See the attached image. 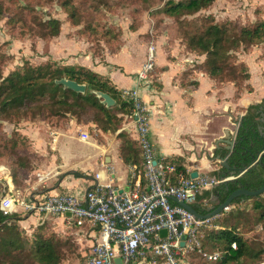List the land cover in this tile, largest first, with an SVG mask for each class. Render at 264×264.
I'll list each match as a JSON object with an SVG mask.
<instances>
[{
    "label": "trees",
    "instance_id": "1",
    "mask_svg": "<svg viewBox=\"0 0 264 264\" xmlns=\"http://www.w3.org/2000/svg\"><path fill=\"white\" fill-rule=\"evenodd\" d=\"M8 1L11 14L6 20L7 24L17 25L22 31L33 33L31 35L41 39L57 36L61 22L48 12L41 15L35 8L38 5L52 4L55 1L66 13L71 25L78 26L82 23L80 7L85 0H76L79 6L74 0H23L24 4H20L19 0ZM213 1L166 0L160 11L175 19L178 24L177 32L186 48L204 55L200 68L220 81H231L236 92L242 88L250 90L251 86L247 81L250 77L248 67L236 60L230 62L229 54H233L238 48L246 51L257 44L264 48V19L256 18L236 30L230 21H215L210 14L195 15L209 7ZM108 2L109 0H96L93 6H107ZM5 8L0 0V13ZM87 27L90 26H81L89 29ZM3 66L4 59L0 56V156L14 155L13 164L18 167L27 168L30 165L29 160L18 151L28 137L21 135L16 128H12L8 135L4 134L3 122L14 123L41 116H68V120H74L76 125L114 133L125 121L123 115L129 113V102L120 97L119 91L109 80L82 65L59 64L55 61L32 65L25 61L6 75L2 73ZM62 77L86 84L85 93H78L55 83L56 79ZM90 90L108 93L115 103L106 107ZM246 110L239 120L231 151L222 148L214 152L218 159L226 157L230 169L227 170L220 164L211 174L218 178H232L197 195L190 205L199 213L209 212L239 187L254 190L264 183V136L260 129L264 123L259 120L264 116V99L249 105ZM116 137L119 157L125 164L137 167L144 185L142 152L136 138H132L124 129L118 131ZM163 163H170L175 167L174 171L168 173L171 183L178 172L185 170L181 161L174 158H164ZM239 168L245 170L240 172ZM71 173L80 175L77 171ZM15 174V170L11 171L14 180ZM263 194L264 191L255 196L235 197L228 205V210L223 209L210 218L208 221H211L212 226L202 228L200 233V249L206 252L218 250L222 254L215 261L208 262L204 260L201 251L195 249L187 254L189 263L256 264L261 261L264 256ZM170 203L175 204L172 200ZM24 215L25 213L16 211L3 215L0 211V264H62L70 238H63L54 230H47L44 221L27 234L20 223ZM257 228L261 231L260 238L263 240L256 241L257 237L247 236ZM232 243H235V248L231 247ZM194 257H201L204 261H194Z\"/></svg>",
    "mask_w": 264,
    "mask_h": 264
},
{
    "label": "crops",
    "instance_id": "2",
    "mask_svg": "<svg viewBox=\"0 0 264 264\" xmlns=\"http://www.w3.org/2000/svg\"><path fill=\"white\" fill-rule=\"evenodd\" d=\"M219 1L214 0L206 10V14L212 15L218 22L227 19L216 18L221 14L217 11L220 7H224L226 0ZM254 1L259 8L253 10V18L249 22L256 18L264 19V0ZM227 11L222 13H228ZM243 11L241 8L233 7L231 13L237 15ZM148 42L149 40L142 42L134 38L123 43L116 51L103 53L101 57L88 53L82 57H73L65 64L82 65L102 75L116 90L134 87L137 83V70L145 60ZM153 42L155 50L157 48L158 51L154 59L151 80L140 86L139 90L142 99L149 106V137L156 153L162 162L164 158L181 161L186 174L196 171V176H215L211 172L219 168L214 163L220 161L214 155L215 150L227 148V140L235 136L234 131L235 129L237 131V124L247 111L246 108L264 99V48L261 44H257L246 51L240 48L241 51L235 52L236 61L243 62L248 67L250 77L247 81L251 86L250 90L242 88L236 92V87L231 81H220L200 68L204 55L187 49L180 36L165 29ZM247 54L250 55L253 67L246 62ZM127 114L123 115L125 121L114 134L95 130L99 138L89 135L85 125L68 124L66 128L52 129L53 142L49 141L51 151L48 154L44 152V148L36 150L34 142L43 143V139L39 132L31 129L27 136L31 140L34 152L40 157V163L31 171V175L35 173L47 176L43 184L35 179L24 190L31 193L43 192L46 195L69 191L82 196L86 189L95 184H110L119 190L126 189L132 173H137L138 170L135 165L122 162L118 155L116 137L118 131L124 129L132 138H136V132ZM263 118L264 116H261L259 119L262 123H264V120H261ZM260 129L264 133V125ZM83 131L88 133L86 140L80 138V132ZM62 137H72L90 146V152L83 158L91 160L90 169L86 167L74 169L81 160L73 162L68 165L69 167L64 166L61 156L56 151L57 143ZM51 156L56 163L49 160ZM91 169L93 172L90 173ZM74 171L79 172L80 175L75 176L71 173ZM1 175H4V180L8 177L5 174ZM25 180L29 183L30 178ZM35 219V214H28L20 223H32ZM52 221L57 228H69L68 233L73 234V239L78 243L79 248L88 247L87 249L90 250L97 236L96 229L67 227L59 216L52 217ZM256 264H264V256Z\"/></svg>",
    "mask_w": 264,
    "mask_h": 264
},
{
    "label": "built area",
    "instance_id": "3",
    "mask_svg": "<svg viewBox=\"0 0 264 264\" xmlns=\"http://www.w3.org/2000/svg\"><path fill=\"white\" fill-rule=\"evenodd\" d=\"M155 45L149 41L145 60L136 73L134 87L118 89L120 97L129 102L127 118L136 132V140L142 152V170L132 173L126 189L110 184H95L82 196L69 191L54 194L43 192L16 196L11 177L5 178L0 193V211L3 215L22 212L35 215L61 217L67 227L97 230L96 239L90 246L86 264H190L189 249L201 251L198 229L206 219L195 218L178 204H171L169 196L192 203L198 194L215 186L226 178L178 172L173 183L168 173L174 165L162 162L149 137V106L140 95V86L150 82L154 69ZM86 140L88 133L80 132ZM39 182L47 175L36 174ZM228 208V207H227ZM68 212V214H66ZM165 229L162 236L160 230ZM184 235V244L180 245ZM235 248V243L231 244ZM206 261L219 258L221 251H201Z\"/></svg>",
    "mask_w": 264,
    "mask_h": 264
},
{
    "label": "rangeland",
    "instance_id": "4",
    "mask_svg": "<svg viewBox=\"0 0 264 264\" xmlns=\"http://www.w3.org/2000/svg\"><path fill=\"white\" fill-rule=\"evenodd\" d=\"M164 1L166 0H109L107 6L99 5L95 7L93 4L96 3V0H85L80 7L82 23L78 26L69 23L66 13L55 1H53L52 4L48 3L43 6L38 5L35 8L41 15L48 12L61 22L60 32L57 36L41 39L31 35L33 33L30 34L27 31H22L17 25L15 26L11 23L7 24L6 20L11 14V8L9 7L8 0H2L3 5L6 6L2 13H0V56L4 59L2 73L6 75L10 70L20 66L25 61L30 62L32 65L44 64L48 61L65 64L69 62V60L71 61L73 57H82L88 53L101 57L103 53L116 51L123 43L134 38L142 42H147L148 40L154 41L157 35L165 29L176 36H180L177 32L178 24L175 19L166 16L160 11ZM240 1L242 3H239ZM19 2L20 4H24L23 0H19ZM74 2L79 6L76 0H74ZM219 2L223 1L220 0ZM223 6L224 7H220L219 11H217V13L221 14H218L216 18H227L223 21H230L235 26L236 30L238 29L237 27L242 26L243 23H248L252 20L253 10H258L257 8H259V5H257L254 0H226ZM233 7L237 9L241 8L244 11L240 14L237 13V15H233L231 13ZM209 8L210 6L198 11L195 15L206 14V10ZM227 9H230V11H227ZM224 11L228 13H222ZM87 24L90 26L87 27L89 29L81 28L82 25ZM104 32H106V35H104ZM157 51L156 48L154 52L155 56ZM237 51H241V49L238 48L233 54H229L231 57L229 59L230 62H234L237 59V54L235 53ZM245 56L246 62L253 67L254 64L250 60V55L247 54ZM68 124L76 126L74 120L71 122L68 120V116L63 118L41 116L33 120L24 119L14 123L3 122L2 127L4 131L2 132L8 135L12 128H16L21 135L29 136L31 129H34V132H39L43 139V143L42 141L41 143L34 142V147L36 150L44 148V152L48 154L51 151L49 141H52V136L54 135V133H51V130L59 129L62 126L66 128ZM71 125H69V127ZM85 130L92 137L99 138V135H96L93 129L85 127ZM110 133L114 134L113 132ZM34 147H32L31 140H29L28 137L22 147L18 149L20 155L30 162L27 168H21L13 164L14 155L12 154H3L0 156V193L5 184V180L3 179L4 175L1 174L11 177L16 196L22 197L30 192L24 189L31 185L32 181L35 179L37 180V175L35 173L31 175V171L40 163V157L34 152ZM56 149L65 167H69L68 165L73 162L81 160L74 169L79 167L90 169L91 160H84L83 158L90 152L91 148L83 141H78L72 137H62L58 141ZM49 160L56 163L52 156L49 157ZM214 164L218 167L220 161ZM3 170L5 172H3ZM13 170L16 172L15 180L11 175V171ZM63 170H65V168ZM91 172H93L92 169L90 170V173ZM25 178H30L29 183L26 182ZM40 184L43 183L41 182ZM247 208L249 207L247 206ZM225 210H228V208ZM248 211L251 212L250 210ZM208 220L209 219H206L198 229L199 244H201L200 233L202 228L205 229L212 226L211 221ZM43 221L47 226V230H54L63 238H70H68L70 244L65 247L62 264L87 263L88 247H86V249L79 248L78 243L73 239V234L68 233L70 229L55 227L52 224V216L36 215L35 221L28 224L21 223V225L24 227V231L30 234L33 228ZM247 236L249 238L257 237L258 239H256V241H259L262 233L257 228L248 233ZM192 251H195V249H189V253ZM197 260L203 262L205 258L203 260L201 257H194V261Z\"/></svg>",
    "mask_w": 264,
    "mask_h": 264
},
{
    "label": "water",
    "instance_id": "5",
    "mask_svg": "<svg viewBox=\"0 0 264 264\" xmlns=\"http://www.w3.org/2000/svg\"><path fill=\"white\" fill-rule=\"evenodd\" d=\"M55 83L61 84L63 86V88H69V89H71L75 92H78V93H85V91H86V84L78 83L75 80H72L69 78L62 77V78L56 79ZM90 91L93 92L94 95L97 98H99L100 101L106 107L112 106L115 103V100L106 92H103L100 90H90ZM261 120H264V118ZM239 124H240V121L238 122L237 126H239ZM235 132H236V129L234 131V135H235ZM261 135L264 136V133L261 132ZM234 137L235 136H233L231 139L227 140V149H229V151H231V149L233 147L234 139H235ZM220 164L222 166H224L227 170L230 169L229 165L226 162V157L220 158ZM243 170H245V168H239L238 169V171H240V172H242ZM196 175H197L196 171H192L190 173L191 177H195ZM231 178L232 177H228L225 180H228ZM119 191L121 192V190H119ZM263 191H264V183L260 187L254 189V190H249V189H245L243 187H239V188L233 190L222 203H220L215 208H213L212 210H210L209 212L204 213V214L197 212L190 204L185 203L183 201H180V200L174 198L173 196H169V199L174 201L176 204L182 206L186 210H188L195 218L204 220V219H210V218L216 216L223 209H226L228 207V205L230 204L231 200L234 199L235 197H238V196H255L259 193H262ZM66 214H68V212ZM160 234L162 236H165L166 230L161 229ZM183 238H184V235L181 236L182 240L180 241V245L184 244ZM115 261L117 264L120 263L119 258H116Z\"/></svg>",
    "mask_w": 264,
    "mask_h": 264
}]
</instances>
